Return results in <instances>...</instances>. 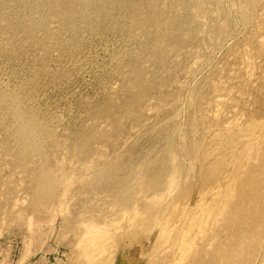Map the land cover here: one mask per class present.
<instances>
[{"label":"rangeland","instance_id":"1","mask_svg":"<svg viewBox=\"0 0 264 264\" xmlns=\"http://www.w3.org/2000/svg\"><path fill=\"white\" fill-rule=\"evenodd\" d=\"M64 1L0 2V264H264V0Z\"/></svg>","mask_w":264,"mask_h":264},{"label":"bare ground","instance_id":"2","mask_svg":"<svg viewBox=\"0 0 264 264\" xmlns=\"http://www.w3.org/2000/svg\"><path fill=\"white\" fill-rule=\"evenodd\" d=\"M1 1H5V0H0V2ZM36 1V0H35ZM38 1V0H37ZM42 1V0H41ZM61 1V0H60ZM68 1H72L74 4L73 5H75V2H77L78 4H80L82 7H83V10H86L87 12H88V8L90 7V5H91V3H92V1L93 0H68ZM68 1H64V3L65 2H68ZM109 0H105V2H108ZM115 1V0H114ZM119 1V0H118ZM63 2V1H62ZM117 2V1H116ZM116 2L114 3V5L116 4ZM120 2V1H119ZM118 2V3H119ZM45 3V2H44ZM43 3V5H45L46 6V4H44ZM48 3H50V2H48ZM69 3V2H68ZM117 3V7H118V5H120V3L118 4ZM123 3H124V1H123ZM122 3V4H123ZM139 3V2H138ZM142 3V2H141ZM147 3V2H146ZM3 4V3H2ZM41 5H42V3H40ZM52 4H54V2L52 3ZM58 4V3H57ZM93 4V3H92ZM113 4V3H112ZM40 5V6H41ZM50 5L51 4H47V6H49L48 7V10H49V8H52V7H50ZM60 5H62L61 3H60ZM68 5V4H67ZM72 5V4H71ZM79 5V6H80ZM136 5V4H135ZM138 5V4H137ZM146 5V4H145ZM53 6V5H52ZM76 6V5H75ZM74 6V7H75ZM79 6H77V7H75V8H78ZM44 7V6H43ZM60 7V6H59ZM62 7V6H61ZM111 7V6H110ZM113 7V6H112ZM116 7V6H115ZM41 8V7H40ZM39 8V9H40ZM47 8V7H46ZM68 8V7H67ZM69 8H71V7H69ZM98 8V7H97ZM43 9V8H42ZM44 9H45V7H44ZM55 9V8H54ZM59 9V8H58ZM57 9V10H58ZM94 9V8H93ZM92 8H91V10H93ZM41 10V9H40ZM59 10H61V9H59ZM68 10V9H67ZM70 10V9H69ZM77 10V9H76ZM102 10V9H101ZM112 10V9H111ZM55 10H53V12H54ZM62 11V10H61ZM79 11V9L77 10V12ZM48 12V11H47ZM56 12V11H55ZM70 12H72V11H69V13ZM93 12V11H92ZM103 12V11H102ZM68 13V12H67ZM75 11H73V15H75V16H77V13H75ZM79 13H81V12H79ZM78 13V14H79ZM89 13V12H88ZM49 14H50V12H49ZM55 14V13H54ZM58 14V13H57ZM86 14V13H85ZM94 14V13H93ZM96 14V13H95ZM56 15V14H55ZM83 15V14H82ZM88 15V14H87ZM103 15V14H102ZM69 16H72V15H69ZM74 17V16H73ZM81 17V16H80ZM79 17V18H80ZM90 17V16H89ZM146 17H144V19H145ZM84 19V18H83ZM86 20V19H85ZM149 20V19H148ZM35 22V21H34ZM38 22V21H37ZM41 23V22H40ZM43 24V23H42ZM42 24H41V26H42ZM143 24V23H142ZM38 25V24H37ZM36 25V23H35V25L34 26H37ZM75 25V24H74ZM39 29H40V27L39 26H37ZM36 27V28H37ZM73 27H75V26H73ZM37 28V29H38ZM11 96V100H12V103L14 104V107H15V109H16V111H15V119H16V121H17V124H18V134L21 136V138H22V140L26 143V144H28V145H32V146H36V144L38 143V141H37V138H36V135L34 134V131H35V126H36V121H35V117L33 116V115H28L27 113H26V111H24V108H23V106H22V101H21V98L19 97V95H17V94H11L10 95ZM5 102V96H4V94L3 93H1L0 92V105L1 104H3ZM82 144V143H81ZM38 148V147H37ZM39 149V148H38ZM37 150V149H36ZM40 150V149H39Z\"/></svg>","mask_w":264,"mask_h":264}]
</instances>
